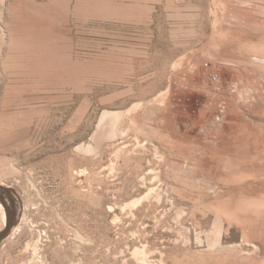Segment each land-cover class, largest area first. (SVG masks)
Returning a JSON list of instances; mask_svg holds the SVG:
<instances>
[{
	"label": "rangeland",
	"instance_id": "obj_1",
	"mask_svg": "<svg viewBox=\"0 0 264 264\" xmlns=\"http://www.w3.org/2000/svg\"><path fill=\"white\" fill-rule=\"evenodd\" d=\"M0 183V264H264V0H0Z\"/></svg>",
	"mask_w": 264,
	"mask_h": 264
},
{
	"label": "water",
	"instance_id": "obj_2",
	"mask_svg": "<svg viewBox=\"0 0 264 264\" xmlns=\"http://www.w3.org/2000/svg\"><path fill=\"white\" fill-rule=\"evenodd\" d=\"M12 196L13 195L10 190L0 187V201L3 203V205L5 206L8 212L7 228L4 233L8 232L11 229V227L16 223L15 214L14 212H12L11 208L7 204V200L11 202L10 203L11 205L13 204L14 201ZM4 233L0 234V240L3 237Z\"/></svg>",
	"mask_w": 264,
	"mask_h": 264
},
{
	"label": "bare ground",
	"instance_id": "obj_3",
	"mask_svg": "<svg viewBox=\"0 0 264 264\" xmlns=\"http://www.w3.org/2000/svg\"><path fill=\"white\" fill-rule=\"evenodd\" d=\"M108 113H109V111H107ZM107 112H105L103 115H104V117L106 118V116H109L108 115V113ZM114 113V112H113ZM112 114V113H111ZM115 116H117V115H115ZM103 117V118H104ZM114 119V118H113ZM103 121V120H102ZM104 121H106V119H104ZM107 123V122H106ZM109 123V122H108ZM113 123V122H112ZM106 125V124H105ZM116 126V125H115ZM0 185H3L2 183H0Z\"/></svg>",
	"mask_w": 264,
	"mask_h": 264
},
{
	"label": "built area",
	"instance_id": "obj_4",
	"mask_svg": "<svg viewBox=\"0 0 264 264\" xmlns=\"http://www.w3.org/2000/svg\"><path fill=\"white\" fill-rule=\"evenodd\" d=\"M212 79H213L214 81L217 80V76H216V75L213 76Z\"/></svg>",
	"mask_w": 264,
	"mask_h": 264
}]
</instances>
